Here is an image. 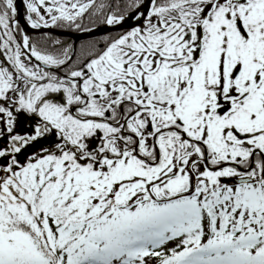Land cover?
<instances>
[{
    "label": "snow or ice",
    "instance_id": "snow-or-ice-1",
    "mask_svg": "<svg viewBox=\"0 0 264 264\" xmlns=\"http://www.w3.org/2000/svg\"><path fill=\"white\" fill-rule=\"evenodd\" d=\"M0 264H264V0H0Z\"/></svg>",
    "mask_w": 264,
    "mask_h": 264
}]
</instances>
